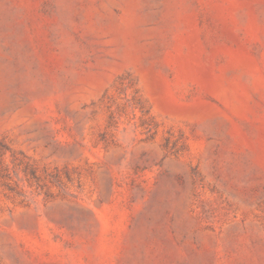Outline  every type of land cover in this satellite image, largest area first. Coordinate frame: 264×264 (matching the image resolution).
I'll list each match as a JSON object with an SVG mask.
<instances>
[{"label":"rangeland","instance_id":"374dc122","mask_svg":"<svg viewBox=\"0 0 264 264\" xmlns=\"http://www.w3.org/2000/svg\"><path fill=\"white\" fill-rule=\"evenodd\" d=\"M0 264H264V0H0Z\"/></svg>","mask_w":264,"mask_h":264}]
</instances>
